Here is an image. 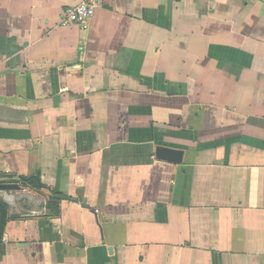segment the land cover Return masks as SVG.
<instances>
[{
    "label": "crops",
    "instance_id": "0c3cea01",
    "mask_svg": "<svg viewBox=\"0 0 264 264\" xmlns=\"http://www.w3.org/2000/svg\"><path fill=\"white\" fill-rule=\"evenodd\" d=\"M81 1L0 0V264H264V0Z\"/></svg>",
    "mask_w": 264,
    "mask_h": 264
},
{
    "label": "built area",
    "instance_id": "2783aa9c",
    "mask_svg": "<svg viewBox=\"0 0 264 264\" xmlns=\"http://www.w3.org/2000/svg\"><path fill=\"white\" fill-rule=\"evenodd\" d=\"M100 2L101 0H83L77 5L66 7L60 16L59 25L87 28Z\"/></svg>",
    "mask_w": 264,
    "mask_h": 264
},
{
    "label": "water",
    "instance_id": "95a60500",
    "mask_svg": "<svg viewBox=\"0 0 264 264\" xmlns=\"http://www.w3.org/2000/svg\"><path fill=\"white\" fill-rule=\"evenodd\" d=\"M156 155L158 156V158L163 160L178 162L180 160L181 151L158 146L156 148ZM15 190H21V187L17 183L0 182V192H8Z\"/></svg>",
    "mask_w": 264,
    "mask_h": 264
},
{
    "label": "trees",
    "instance_id": "16d2710c",
    "mask_svg": "<svg viewBox=\"0 0 264 264\" xmlns=\"http://www.w3.org/2000/svg\"><path fill=\"white\" fill-rule=\"evenodd\" d=\"M20 182L23 183L24 185H28V186L35 187V188L43 187V185L40 183L39 174H35L34 176L27 177V178L21 177ZM8 218H9L8 206L3 201V199L0 197V240L2 238L4 226H5V223L7 222Z\"/></svg>",
    "mask_w": 264,
    "mask_h": 264
},
{
    "label": "rangeland",
    "instance_id": "374dc122",
    "mask_svg": "<svg viewBox=\"0 0 264 264\" xmlns=\"http://www.w3.org/2000/svg\"><path fill=\"white\" fill-rule=\"evenodd\" d=\"M10 193H8V192H6V193H3V195H2V199H5L6 201H9L10 202V200H9V198L7 197L8 195H9ZM17 202V201H16Z\"/></svg>",
    "mask_w": 264,
    "mask_h": 264
}]
</instances>
